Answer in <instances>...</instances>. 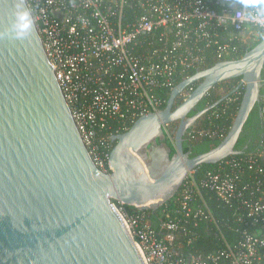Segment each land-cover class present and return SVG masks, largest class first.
<instances>
[{
    "label": "water",
    "instance_id": "water-1",
    "mask_svg": "<svg viewBox=\"0 0 264 264\" xmlns=\"http://www.w3.org/2000/svg\"><path fill=\"white\" fill-rule=\"evenodd\" d=\"M22 6L29 10L26 0ZM19 7L0 0V264H148L117 203L157 210L198 167L241 154L236 145L263 97L264 39L241 59L184 80L164 110L113 136L108 174L83 140L35 21L28 38L8 35ZM235 78L246 90L230 132L191 157L186 134L226 97L189 115L217 84ZM177 122L170 157L165 129Z\"/></svg>",
    "mask_w": 264,
    "mask_h": 264
},
{
    "label": "built area",
    "instance_id": "built-area-1",
    "mask_svg": "<svg viewBox=\"0 0 264 264\" xmlns=\"http://www.w3.org/2000/svg\"><path fill=\"white\" fill-rule=\"evenodd\" d=\"M134 1L140 2L145 14L125 22L128 0H26L83 140L96 166L108 174V155L101 151L95 129L107 131L108 120L121 123L129 115L134 118L158 111L160 103L152 92L160 86L159 75L170 71L169 65L161 68L156 62L146 66L132 54L131 47L142 34L175 27L183 39L193 31L198 40L210 42L209 29L225 23L235 31L264 28V15L244 6L249 0H225L228 7L221 12L207 0ZM194 21L198 22L195 29L191 27ZM228 54V45L219 48V58ZM262 111L264 114V106ZM261 160L264 146L249 158L224 163L202 183L225 204L236 205L235 221L240 225L238 241L226 243L223 250L207 259L183 258L173 251L179 223L167 221L156 231L139 217L124 214L147 263L264 264ZM198 194L200 186L191 180L180 198L181 212L186 218L214 222L206 203L192 208ZM258 225V232L251 229ZM161 231L167 233L162 235Z\"/></svg>",
    "mask_w": 264,
    "mask_h": 264
},
{
    "label": "trees",
    "instance_id": "trees-1",
    "mask_svg": "<svg viewBox=\"0 0 264 264\" xmlns=\"http://www.w3.org/2000/svg\"><path fill=\"white\" fill-rule=\"evenodd\" d=\"M212 7L221 12L228 6L225 0H207ZM145 14V9L140 2L128 0L124 8V21L130 22ZM197 21H194L192 28H196ZM179 30L175 27L170 29H159L152 34H142L136 43L131 47L132 54L140 57L142 63L149 66L156 62L163 68L169 65L170 71L159 75V88L153 90L152 94L159 101L158 110H164L167 106L173 89L184 80L193 77L198 72L207 70L217 63L225 60L241 59L248 51L256 47L264 39V28L251 27L249 30L235 31L229 24L225 23L218 29L211 27L210 42L202 41L192 31L190 37L181 38ZM186 32V30H184ZM218 34V36H216ZM181 41L178 46L177 42ZM209 43V44H208ZM228 45L230 54L219 58V48ZM264 83V70L262 72ZM169 80V82H168ZM242 78H235L217 84L196 106L189 116L216 104L222 98L226 99L200 118L196 125L188 131L184 138L185 152L192 151L191 157L198 156L216 148L230 132L234 120L240 109L244 94L245 85H242ZM196 82L191 85L176 102L174 109L178 107L200 84ZM262 100L253 109L247 121L243 133L236 145L239 155L230 156L216 165H202L188 176L179 192L169 201L164 203L157 210H140L136 207L121 205L117 203L123 214L127 217H139L143 223H147L153 230L160 231L162 225L167 221H174L180 224V229L174 234L175 241L173 251L183 258L207 259L225 248L226 243L234 244L239 239L237 232L240 226L235 221L236 205L225 204L219 200L217 194L205 187L202 183L207 179L209 173L216 172L226 162H233L241 158H249L257 153L264 146V87L262 89ZM141 116L132 118L130 115L124 122L108 120L107 131L95 129L96 138L102 152L108 155L106 164L108 168L109 157L114 144L112 137L128 132ZM173 123L166 127V143L171 149L170 157L175 153L174 136L175 126ZM105 140L100 142V140ZM264 164V160H261ZM109 173H111L108 168ZM193 180L200 186V194L195 198L192 208L208 205L215 218V221L204 218H186L181 212L180 198L185 185ZM258 232L261 225L251 228ZM165 235L166 231H161Z\"/></svg>",
    "mask_w": 264,
    "mask_h": 264
},
{
    "label": "clouds",
    "instance_id": "clouds-1",
    "mask_svg": "<svg viewBox=\"0 0 264 264\" xmlns=\"http://www.w3.org/2000/svg\"><path fill=\"white\" fill-rule=\"evenodd\" d=\"M19 3L20 7L14 14V20L8 35L16 40H24L31 34L34 20L32 13L26 8H23V0H19ZM244 6L254 8L259 15H264V0H258V3L256 0H249Z\"/></svg>",
    "mask_w": 264,
    "mask_h": 264
},
{
    "label": "flooded vegetation",
    "instance_id": "flooded-vegetation-1",
    "mask_svg": "<svg viewBox=\"0 0 264 264\" xmlns=\"http://www.w3.org/2000/svg\"><path fill=\"white\" fill-rule=\"evenodd\" d=\"M198 82H201V81H198ZM189 117H191V116H189ZM177 126H178V122H177V125H176V126H175V128H174V129H175V131H176V128H177Z\"/></svg>",
    "mask_w": 264,
    "mask_h": 264
}]
</instances>
